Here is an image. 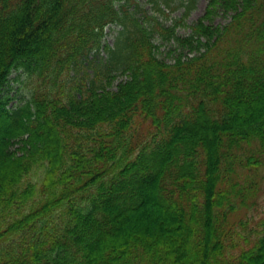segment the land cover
I'll list each match as a JSON object with an SVG mask.
<instances>
[{
	"label": "trees",
	"instance_id": "1",
	"mask_svg": "<svg viewBox=\"0 0 264 264\" xmlns=\"http://www.w3.org/2000/svg\"><path fill=\"white\" fill-rule=\"evenodd\" d=\"M146 1L0 0V264H264V0Z\"/></svg>",
	"mask_w": 264,
	"mask_h": 264
},
{
	"label": "rangeland",
	"instance_id": "2",
	"mask_svg": "<svg viewBox=\"0 0 264 264\" xmlns=\"http://www.w3.org/2000/svg\"><path fill=\"white\" fill-rule=\"evenodd\" d=\"M143 4L144 8L147 10L149 15L153 14L165 27L172 26L175 20H178L182 16L183 9L177 10H166L163 13H157L146 0H138ZM208 4V0H196L195 8L191 11L187 19L175 29V33L179 37L189 36L191 34V26L197 22V20L203 16L205 8ZM231 18V12L223 13L220 12L212 21L214 26H224L229 22ZM118 27L115 25H110L105 29V35L103 38V46H111L114 41V37L117 33ZM153 43L157 46L156 55L159 59L166 61L167 63H172L173 60L182 55L183 57L190 56L193 54L188 48H182L177 45L176 41L172 38L163 39L159 35L155 34L152 37ZM204 41V40H203ZM101 55L103 58L106 57V54L102 51ZM111 74L114 75L111 88L116 89L117 85L127 80L128 75L121 73L120 70L112 71ZM15 77H18V80H13ZM12 79L8 86L4 89L3 94L8 99V107H14L21 105L26 100L30 98V91L33 81H29L28 76L25 72L22 71H13L10 75ZM258 201V210L254 211V217L259 218L264 215V183L262 184V189L259 190L255 202ZM247 212L248 210H244ZM243 215V212L240 213V216ZM239 216L237 213L236 218Z\"/></svg>",
	"mask_w": 264,
	"mask_h": 264
}]
</instances>
